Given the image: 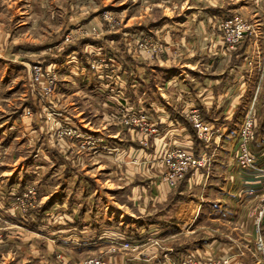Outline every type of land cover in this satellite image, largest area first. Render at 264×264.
I'll use <instances>...</instances> for the list:
<instances>
[{"label": "rangeland", "instance_id": "rangeland-1", "mask_svg": "<svg viewBox=\"0 0 264 264\" xmlns=\"http://www.w3.org/2000/svg\"><path fill=\"white\" fill-rule=\"evenodd\" d=\"M185 1L33 0V12L27 13L25 18L12 14L6 4L2 6L0 56L16 57L24 65L22 69H15L12 65H17L18 61L0 58V176L24 164L29 179L26 184H23L24 176L23 181L18 179V185H14L8 195V215L0 218L3 221L0 222V264L7 261L3 256L9 260L6 264H22L25 259H29L30 264H131L141 258L151 262L155 257L151 252L165 242L161 234L151 236L144 232L139 236L140 233L134 234L130 228L121 231L111 227L104 229L102 241L105 243L84 249L85 242L81 238L91 226L85 221V213L91 212V206L106 211L105 203L109 200L111 217L119 215L115 211L122 208L131 215L148 214L150 181L156 171L159 183L172 188L166 196L168 202L178 204L183 201L184 193L186 197H198L193 186L202 173L210 176L220 173L221 168L226 169L229 152L225 154L222 167L215 163L219 143L224 142V133L229 128L224 132L216 120L206 117L203 109L202 116L212 126L209 137H202L186 115L190 122L186 128L193 144L165 143L168 140L160 135L167 128L154 123L152 101L159 86L154 73L156 66L160 60H170L166 57L170 52L171 61H181L187 49H181L184 44L181 37L168 38L163 32L157 34L148 29L143 30V41H139L141 30L138 28L141 22L150 24L164 17L168 6L171 7L169 15L177 13ZM220 1L224 6L237 3V10L255 28L238 43L240 64L234 61L238 67L233 68L231 74L233 80H240L242 67L247 71L243 74L244 79L247 78L243 88H247L249 78L248 86L255 84L261 88L260 93L252 97L256 99L253 110L257 128L258 122L264 120V29L260 28L264 15L261 12L254 15V8H264V0ZM17 12L21 9L17 8ZM250 38L257 43L252 53L245 51ZM157 41L164 43L163 51L153 49ZM86 43L91 46L85 48L89 46ZM193 46L192 43L193 50L202 52L206 48L199 44ZM126 86L130 91L125 92ZM258 88H254L255 93ZM159 98L165 100L166 95L159 94ZM245 98V95L240 98L243 99L240 107L250 106V99L246 102ZM246 112L238 110L235 128L230 130L233 132L231 140L235 142ZM252 142L250 151L256 158ZM160 145L170 150H185L198 165H193L181 178H168L166 150L158 155L156 152ZM235 148L236 143L230 153V165L241 171L236 163ZM123 149H126L125 156L120 155ZM257 167L255 162L254 167L243 170ZM191 182L192 187H189ZM0 190L4 192L2 186ZM24 193H27L25 197L17 199V195ZM263 194L264 190L250 215L255 232L253 247L233 252V261L249 254L254 264H262L263 255L256 243L259 235L264 242V212L260 216V211L264 210ZM95 197L94 205L88 206L87 201ZM122 213L125 216H119L121 219H129L127 213ZM114 223L120 226L123 222L111 218L108 225ZM126 224L128 222L123 225ZM246 231L253 238L251 230L245 228L244 233ZM178 239L180 241V237ZM188 254L183 253L173 263L180 264Z\"/></svg>", "mask_w": 264, "mask_h": 264}, {"label": "crops", "instance_id": "crops-1", "mask_svg": "<svg viewBox=\"0 0 264 264\" xmlns=\"http://www.w3.org/2000/svg\"><path fill=\"white\" fill-rule=\"evenodd\" d=\"M32 1L0 0V15L3 10L2 6L6 4L12 14L25 18L27 13L33 12V8L31 10ZM184 3L177 13L169 15L171 7L168 6L166 7L167 14L165 13L164 17L150 24H143L141 22L138 28L141 31H145L146 29L157 31V34L163 32L168 38L174 35L179 36L185 44L181 46V49L182 47H184L183 50L187 49V53H185L182 57L184 59L181 61L177 63L174 59L171 61V57L173 56L170 52L166 56L167 58L170 57V60H160V65L157 64L156 66V72L154 73L158 78L159 86L152 101L154 108L151 110L154 111V123L156 126L167 128L160 135V137L168 140L165 143L193 144V138H191L186 128V124L190 126V122L186 117L187 111L190 107L203 109L204 113H207H205L206 117L216 120L224 132L229 128V131L224 133V142L222 144L219 143V152L217 151L219 155L215 152L218 159L215 164L219 163L221 167L222 161L226 156L225 154L229 152L228 164L226 169L220 167V173L210 176L202 173L203 178L198 177L197 183L193 186V191L199 194L198 197L193 196L192 198L190 195L186 197L184 193V197H182L183 201H179L178 204L168 202L169 199L166 196L172 192V188L168 184L159 183V175L156 174V171L154 179L150 181L152 188H150V185L148 186L150 192H152L151 197L147 199L150 205L148 214L131 215L127 209L119 206L122 209H118V211L114 210L119 215L115 214L111 217L108 213L109 200H106V211L104 210V212L91 206L94 205L93 202L96 197L87 201V205L91 206V212L85 213V221L86 223L89 222L91 226L83 233L85 237L81 238L85 242L84 244L82 243L84 249L98 245L99 243H105V241H102L104 229L108 230L111 227L121 231L130 228L131 230L129 231L138 235L140 233L139 236H142L141 234L144 232H148L151 236L161 234V238L165 242H163L161 248H156L154 252H151L155 254L154 259H151V262H148L145 258L136 259L131 264H174L173 262L179 259L185 252L194 253L199 259L205 261L210 258H219L231 252L236 253L239 249H251L250 247H253L252 244L254 243V222L253 217L251 218L250 215L255 207L256 199L264 190V120L262 123L259 121L261 124L258 122L255 140L251 145L257 158V168L241 171L236 169L233 165H230L232 160L230 153L236 143L231 140L232 131L235 128V121L237 120L236 114L238 110L246 112L247 109L249 110L250 107L253 108L255 106L256 99L252 97L259 94L260 92L258 91L261 88L256 86L258 89L255 93V84L248 86L251 81L250 78L246 82L247 88H243L242 84L247 79H244L246 75L243 74H247V71L244 72L242 67H240L242 71L240 80L237 78L233 80L232 70L238 67L237 63L240 64V61H238V57H240L238 53L239 48L234 51L228 50L220 33L216 31L215 26L217 17L231 15L233 12L238 11V4L232 5L233 3L229 2L228 6H224V3L220 0H186ZM17 8L21 9L20 13L17 12ZM254 12V15L259 12L264 15V8H254ZM255 20L257 21V19ZM260 20H262V17H260ZM22 23H26V21L22 20ZM260 28L261 30L264 29V19L261 22ZM197 33L199 35H196ZM196 36L199 37L196 38ZM251 38L245 50L249 53L254 52L253 46L257 44ZM192 43L193 47H195V44H199L206 48H203V52L200 49L199 51L193 50L190 47ZM86 44L89 46H85V48L91 46V44ZM103 46L105 45L101 44V47ZM2 57L4 59H12L15 62L18 61L17 65H12L13 68H23L24 64L20 60H17L16 57L0 56V58ZM217 70L218 72H216ZM163 85L165 86L163 87ZM238 85L240 87L237 88ZM238 89L240 90L237 95ZM248 89L250 90L248 91ZM124 90L125 92L130 91L128 86L124 87ZM159 94L166 95L165 100H161ZM244 95L246 96V102L250 99V106L240 107L243 100L240 98L244 97ZM262 107L260 109L264 111V106ZM256 108L258 110L257 105ZM257 110L255 109V111ZM106 140L109 141L108 139ZM191 146L194 147V145ZM163 147L164 145L162 147L160 145L159 149H156L157 155L158 153H162L164 149H167ZM120 155L125 156L126 149H123ZM156 158L157 156L155 155L154 160ZM24 169L25 166L22 164L20 168L9 169L8 172H4L5 174L0 176V186H2L5 192H1L0 190V218L8 215V209L6 208L10 204H8V195H10L11 190H14V185H18L16 184L18 183V179L23 181L22 177L24 176L26 182L23 184L28 182L29 175H26L28 170L25 172ZM218 175H220L219 178ZM207 181L212 182V184H206ZM146 187L147 185H144V188ZM189 187H192V182ZM146 191L145 194L148 193V189ZM56 196L59 197V194H56ZM122 212L127 213L129 219H121ZM111 218L123 223L120 226L115 225L116 223L109 226ZM103 221H107V223ZM129 221H131V224ZM0 222L3 221L0 219ZM127 222L128 224L123 225ZM133 223H136V226H133ZM245 228L246 230H251L253 238L247 231L244 233ZM262 232L264 234V220ZM178 237H180V241ZM100 245L103 246L104 244ZM74 246L77 249L80 248L77 244H74ZM166 255L170 257L166 258ZM3 257L9 261L7 257ZM11 257L14 256L12 255ZM28 260H23L22 264H30ZM7 261L4 260L3 264H6ZM232 264H254V262L248 254L245 257H236L234 261L232 259Z\"/></svg>", "mask_w": 264, "mask_h": 264}, {"label": "built area", "instance_id": "built-area-1", "mask_svg": "<svg viewBox=\"0 0 264 264\" xmlns=\"http://www.w3.org/2000/svg\"><path fill=\"white\" fill-rule=\"evenodd\" d=\"M216 28L219 29V33L224 40L227 48L229 50L235 49L246 35H250L255 31L253 23L249 21L247 17L242 15L241 12L236 11L231 15H222L216 19ZM246 34V35H245ZM144 32L140 31L139 41H143ZM163 42L157 41L153 45L155 51L160 49L163 51ZM94 65V64H93ZM187 116H189L191 122L198 129L199 134L202 137H209L212 130V126L207 122L202 116L201 109L199 107H191L187 111ZM141 117H145L144 115ZM256 116L252 107L247 110L240 129H238L237 139H236V148L235 156L237 157V165L240 169H246L249 166L254 167L256 158L250 151V144L255 138L256 132ZM164 156L166 157L167 177L170 179L181 178L185 175L193 165L197 166L198 161H195V158L181 148H170L166 149ZM194 168V167H193ZM27 193H24L20 196L17 195V199L25 197ZM264 195V194H263ZM264 200V197H263ZM264 210L260 211V216H262ZM259 216V217H260ZM1 233V232H0ZM1 235V234H0ZM256 245L262 253V264H264V242L261 235L257 239ZM233 252L221 256L219 258H210L205 261H202L194 253H189L186 257L181 259L180 264H232L231 259ZM98 263H101L98 261Z\"/></svg>", "mask_w": 264, "mask_h": 264}, {"label": "bare ground", "instance_id": "bare-ground-1", "mask_svg": "<svg viewBox=\"0 0 264 264\" xmlns=\"http://www.w3.org/2000/svg\"><path fill=\"white\" fill-rule=\"evenodd\" d=\"M122 216L124 217L125 215L123 214Z\"/></svg>", "mask_w": 264, "mask_h": 264}, {"label": "trees", "instance_id": "trees-1", "mask_svg": "<svg viewBox=\"0 0 264 264\" xmlns=\"http://www.w3.org/2000/svg\"><path fill=\"white\" fill-rule=\"evenodd\" d=\"M238 48H236L235 50H237Z\"/></svg>", "mask_w": 264, "mask_h": 264}]
</instances>
